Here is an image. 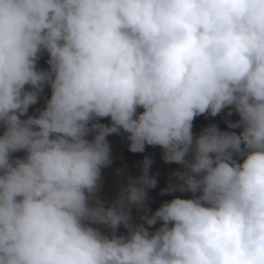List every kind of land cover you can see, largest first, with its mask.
Segmentation results:
<instances>
[{"label": "clouds", "instance_id": "9594fccd", "mask_svg": "<svg viewBox=\"0 0 264 264\" xmlns=\"http://www.w3.org/2000/svg\"><path fill=\"white\" fill-rule=\"evenodd\" d=\"M0 129V264H264V0H0ZM121 133L191 198L134 217L145 157L107 203Z\"/></svg>", "mask_w": 264, "mask_h": 264}, {"label": "rangeland", "instance_id": "374dc122", "mask_svg": "<svg viewBox=\"0 0 264 264\" xmlns=\"http://www.w3.org/2000/svg\"><path fill=\"white\" fill-rule=\"evenodd\" d=\"M47 53H44L38 62V67L40 69H47L48 60ZM51 90L46 87L41 95L40 101L29 109V115H36L37 109H42L45 106V99L50 98ZM230 109H225L217 117L211 116H198L194 120L193 132L194 135H198L204 128L209 125L215 124L222 131H231L227 127L226 120L236 122L239 119L237 114H233L231 117L227 116ZM104 124H110V119H103L100 121ZM234 131L239 134L240 129H235ZM0 134H2V129H0ZM91 137H89L90 139ZM108 141L112 149V160L113 163L110 168L104 169V187L101 195L106 200L107 203H111L115 198L117 191L121 185L127 186L130 177H139L142 174V164L145 157H149L153 160V165L150 168V176L157 180V187L155 189L149 190V198L144 201L141 205L132 206V215L136 218L146 216L154 212L157 208L161 206L165 201H170L175 197L179 198H191L190 193H175L173 195H160L161 190L168 187L170 177L177 170H180V166L176 164H165L162 160V149L159 147L146 146L144 153H132L128 150L129 141L126 138V134L121 133L120 135H111ZM16 156H23L24 153H16ZM176 181L173 179L172 181ZM160 224L154 226L153 229L158 228ZM121 233L125 232V229L121 227L119 229Z\"/></svg>", "mask_w": 264, "mask_h": 264}]
</instances>
